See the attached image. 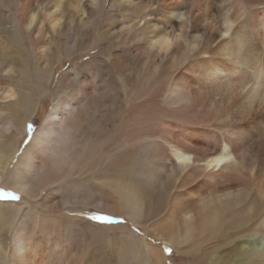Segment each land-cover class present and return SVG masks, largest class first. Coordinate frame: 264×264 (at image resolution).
<instances>
[{"label":"bare ground","instance_id":"6f19581e","mask_svg":"<svg viewBox=\"0 0 264 264\" xmlns=\"http://www.w3.org/2000/svg\"><path fill=\"white\" fill-rule=\"evenodd\" d=\"M105 2L0 0L7 46L19 45V33L42 60L28 93L12 84L0 89V138H9L0 143V182L25 198L0 203V237H10L7 247L0 240V264H108L90 249L92 242L108 245L115 228L67 215L76 206L86 208L87 197L97 208L115 201L120 211L107 206V213L137 221L193 264H264V0H109L103 12ZM78 27L88 38L77 35ZM61 38L69 39L67 58L93 45L110 51L120 105L117 97L109 105L88 90L86 72L96 60L64 72L50 114L5 177L17 136L60 63ZM50 48L56 51L53 63ZM3 61L0 69L13 73ZM68 74H76L74 83L65 84ZM19 75L27 78L25 68ZM135 87L130 96L127 90ZM136 110L157 119L137 130L129 121ZM99 111L113 122L106 143L124 154L110 167L117 183L94 176L98 150L91 138ZM84 175L86 182L79 180ZM156 191L146 210L133 195ZM56 193L61 196L52 203ZM156 210L162 218L144 226ZM120 229L121 246L112 254L117 264H164L160 246ZM61 231L70 235L67 243Z\"/></svg>","mask_w":264,"mask_h":264},{"label":"rangeland","instance_id":"374dc122","mask_svg":"<svg viewBox=\"0 0 264 264\" xmlns=\"http://www.w3.org/2000/svg\"><path fill=\"white\" fill-rule=\"evenodd\" d=\"M109 9H110L109 0H106V2L104 3V6H103V12H105V11L107 12ZM0 11H1V13H6V10L4 7L1 8ZM9 19H11V20L14 19L13 13H10ZM48 31H49V28H48ZM76 33H77V35H82L83 39L88 38L85 32H82V30H79V27L76 29ZM6 34H8V33H6ZM6 34L0 33V60H4L3 65L11 64L14 67V71H13V73L5 74V72L0 69V89L9 85V84H12V85L16 86L17 88H19L21 90V92L28 93L27 92L28 91L27 85L30 84V80L32 78V75L38 69L39 65H42V60L40 58H38L39 52H37V49L31 48V45H30L29 41L25 38V36H22L18 33L17 36L19 38V45H17L16 47L15 46L12 47V46H7V44L5 42ZM50 34H51V32H50ZM43 43H45V40H43L42 44ZM58 43H59L58 55L60 57V63L57 64L56 68L53 71L54 73H53L52 79L47 85L46 94L39 98V101L37 103L36 109L34 110V113L30 116V118L26 122L25 131H24L22 137L17 136V141H16L17 145H16V149L14 151L15 154H14L12 160L10 161V164L6 167V170L4 172L5 177H7V175L10 173V171L14 168V165L17 163L18 159L20 158V156L24 152L25 148L30 143L33 135L35 134L37 129L44 123L47 116L50 114V111L56 102V86L58 83V79L64 72H66V71L68 72L70 69H73L76 72L78 70H83L84 66L86 64H90L89 63L90 61L96 60L95 61L96 64L93 63V65H91V64L88 65V68H91L90 69L91 71L86 70L87 71L86 72L87 73V78H86L87 82H85V83L88 86V90H90V89L91 90H97L98 94L104 100H106L109 105L113 104V101L115 100V99L113 100V98L117 97L115 100V104L120 105V97L118 95L114 94V92H113L114 88H116L115 87L116 85H115V82L113 81L112 73H113V69L116 67V61L112 57V61L107 62V58L109 57L108 53H110V51L109 50L106 51L105 49L100 50L98 47L93 45L90 49H88L85 52L75 53L73 55V59H72V58L66 57V48L68 46L69 39L68 38H61V40L59 39ZM3 48H4V50H3ZM46 54L48 56L49 63H53L55 61V58H56L55 57L56 51L53 50V48H50V50L47 51ZM122 62L124 64H126L125 61H122ZM22 68H25V70H26L27 78L25 80L21 79V77L19 75V69H22ZM70 74H72V73H70ZM70 74H68L66 76V79H65L66 83L65 84L74 83V80H76V74H74V75H70ZM137 90H138V88L135 87L131 90L128 89L127 92L130 96H132V95L137 93ZM160 100L161 99L159 97L158 101H157L158 104L160 103ZM129 103L130 102H128L127 104H129ZM141 110H136V111H138V112H135V113H137V115L134 114L131 117H129L130 119L128 118L129 121H132L134 123L133 128L138 126V127H136L137 130L142 129L141 127H143V126L146 127L149 124L150 125L153 124V122H155L154 120L157 119V116L154 115L153 113L143 114V112ZM103 113H101L99 111V113L97 114L96 122H97V124L99 123L98 125L95 124L98 127L95 130L97 132V136H96V138L94 137V135H95V131H94L93 137L91 138V142H92V140H94L93 144L95 146H97V150H98V154H99V155L97 154V158L95 159V162L93 164L94 168L96 167L95 168L96 173L94 176L96 177L95 178L96 180H104V181L108 180L110 182L114 181L117 183L119 181V178L116 177L115 175H112V169L110 167L117 164V162H120L123 159L124 154L121 155V153H123V150L120 146L116 145L117 146L116 147L112 143H108V142L106 143L109 131H111L113 129V127H112L113 122L106 121L105 118L103 117ZM139 114H141L140 118H138L137 120L133 119L137 116H140ZM22 117L23 116L21 115L20 119H22ZM145 123H146V125H143ZM29 125L32 126V132L31 133L28 132V126ZM16 134H17V132L11 131L10 137H14V136H16ZM118 135L121 136L120 132L118 133ZM7 139H9V138H5V137L3 139L0 138V143H2V141H4V140L6 141ZM119 139H120V137H119ZM102 146L103 147L105 146V147L103 148ZM102 148L104 150L107 148L106 152L102 151L103 150ZM103 153L104 154L106 153L110 156L108 158H106L105 160H103L105 158L103 156L104 155ZM101 154L103 157H101ZM105 167H108V169H109L107 172L104 171ZM5 177L3 178V180L5 179ZM89 179H90L89 176L84 175L79 180L82 182H86ZM121 185H123L125 187V183H122ZM0 191L9 192L12 194V197H15V199H13L11 197L7 198V199L0 198V203H10V202L19 203V202H22L23 200H25V198L22 194L14 192V190L10 187L3 186V182H0ZM132 193H134V192H132ZM158 193H159V191H158ZM158 193H157V191L152 192L151 194L150 193H147V194L142 193L141 194V193L137 192L136 194H133V195H135L136 199L141 200L143 202V207L146 210L147 208H149L148 207L149 206L148 205L149 204V197L153 194L157 195ZM146 195H148V197ZM60 196H61V194H58V195H57V193L54 194L52 196L53 197L52 203L57 201L60 198ZM41 197L42 196H39L38 199H40ZM115 198L117 199L118 197H115ZM93 200L91 198L87 197L86 202L89 205L86 208H81V207L76 206L77 211L74 213H69L67 215H70V217H78L80 219L85 220L86 222L95 223L99 226L109 225V226H112L113 228H115L113 230V232H111V237H110L111 241L108 243V245L105 243L103 246L104 248H102L101 246L98 247V244L95 245L92 242L90 253H91V255L94 256V258L96 260L98 258H100V257H98V255L100 254V256L102 258L106 257L105 259L108 260V264H117L115 258L112 257V254H114V252L116 253L119 246H121L120 238L123 236V230L120 229V227L122 226V228L123 227L127 228L128 231L132 232L135 236H138L139 238H142V237L145 238V240L148 243H150L151 245L160 246L163 257L165 258L164 264H193V258L192 259L188 258V257L184 256V254H182L181 252L170 249V247L167 244H165L163 241H160L158 238H156L149 231L143 232V229H141L138 226V224L136 223L137 221L136 222L131 221L125 215H119L117 212H114L115 214H112V212L107 213L106 212L107 210L111 211V209L107 208V206L110 207V206L116 205L114 207V209L117 211H120L119 210L120 206L117 205V203L115 201H108L107 202V199H106V202L108 204H105L106 202L103 201L101 203V205L97 208L96 203H94L96 205V207L93 205H90V203H92ZM35 209L38 212L40 211V209L37 207ZM162 213L163 212L161 210L160 211L156 210L152 215H150L148 217L147 222H146V218H144V221H143V222H145L144 226L149 227L153 223L158 221L159 218H162L161 217ZM92 216H107V217L111 218L112 222L109 223V222H102V221H94L91 219ZM49 224H48V226H51ZM51 229H52V227H51ZM51 229L49 228L50 233L53 232V231H51ZM82 229L88 235V237H90L91 234H90L89 230L87 229L86 224H85V226L84 225L82 226ZM61 232L59 234H60V237L63 239V243H64V241H66L70 235L67 234L66 232H63V231H61ZM70 234L71 235L73 234V236H74L75 233H70ZM9 239H10V237L8 234H6L4 232L1 233L0 240L2 241L3 246L7 247L9 245V242H10ZM88 240H89V238H88ZM71 242H72V240H71ZM65 243H67V241ZM70 255L65 256V259H66V257L70 258L71 257ZM60 261H62V260H60Z\"/></svg>","mask_w":264,"mask_h":264},{"label":"snow or ice","instance_id":"6c2138e0","mask_svg":"<svg viewBox=\"0 0 264 264\" xmlns=\"http://www.w3.org/2000/svg\"><path fill=\"white\" fill-rule=\"evenodd\" d=\"M28 132L29 133L32 132V126L31 125L28 126ZM10 197L15 199V197H12L11 193L0 191V198L7 199V198H10ZM91 219L94 220V221H102V222H109V223L112 222L111 218L107 217V216H92Z\"/></svg>","mask_w":264,"mask_h":264}]
</instances>
